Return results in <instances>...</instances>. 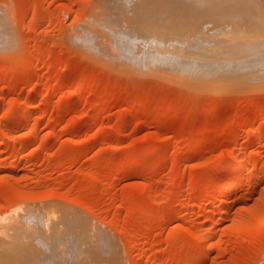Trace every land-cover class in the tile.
<instances>
[{
	"label": "rangeland",
	"instance_id": "rangeland-1",
	"mask_svg": "<svg viewBox=\"0 0 264 264\" xmlns=\"http://www.w3.org/2000/svg\"><path fill=\"white\" fill-rule=\"evenodd\" d=\"M102 1L0 0V219L28 206L66 236L86 217L118 264H264V63L212 91L113 68L73 43ZM203 5L264 26V0ZM63 242L54 264L93 260Z\"/></svg>",
	"mask_w": 264,
	"mask_h": 264
},
{
	"label": "bare ground",
	"instance_id": "bare-ground-1",
	"mask_svg": "<svg viewBox=\"0 0 264 264\" xmlns=\"http://www.w3.org/2000/svg\"><path fill=\"white\" fill-rule=\"evenodd\" d=\"M102 2V10L92 13L90 19H85L84 23L88 24L81 29L82 33L77 35L73 42L100 62L119 70L139 74L153 73L202 91H212L232 85L233 87L237 85L236 87L241 89L247 85L255 88L251 83L242 82L245 80L243 75L251 69L254 62H260L262 66L264 63L263 51L255 50L256 52L250 53L252 46L254 48L256 45L255 42L260 40L259 36L261 39L264 36V26L254 20L235 19L231 14L216 18V9L211 5H203L214 0H103ZM72 35L75 34L71 33L70 36ZM225 42H229L228 47L221 45ZM235 75L239 78L243 76L242 80L239 79L241 82L238 79L239 82L232 81ZM259 86L260 84L257 87ZM235 88L233 89L239 90ZM152 149L154 152V148ZM227 160L223 161V165L229 164L230 161ZM230 164L235 166L234 168L237 166L239 168L241 165L240 160L236 159L231 160ZM230 179L229 177L223 182L225 190L235 186ZM237 179L240 180V177ZM27 207L24 210L27 212L22 216L8 218L4 222L0 219V233L3 235L0 244L3 242L8 246L17 245V249L24 246L18 250L20 251L18 253L23 255L22 260L13 263L12 260L1 259L0 264H54V245L64 244L65 238L69 242L68 252L69 249L80 248L83 244L92 246L89 248L91 249L89 256L93 260L76 258L77 261L72 262L70 257L73 258L74 255L71 251L70 264L101 262H103L101 264L106 262L118 264L119 257L117 259L115 245L100 224L89 223L84 220L86 217H82L73 220L66 236L59 232L57 225L60 221L47 225L43 231L41 227L43 220L47 218V213L40 210L46 214L45 217L41 213L45 217L42 220L40 213L32 212V209ZM204 234H200L201 238ZM206 237L208 238V235ZM206 237L204 240L207 239ZM45 249L48 255H45ZM44 255L46 261L42 262L41 257L43 258Z\"/></svg>",
	"mask_w": 264,
	"mask_h": 264
}]
</instances>
